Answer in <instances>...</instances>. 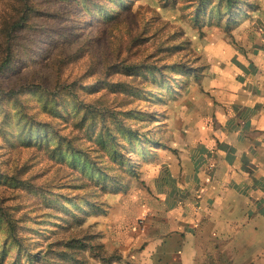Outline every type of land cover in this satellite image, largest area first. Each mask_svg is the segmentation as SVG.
<instances>
[{"label": "rangeland", "instance_id": "rangeland-1", "mask_svg": "<svg viewBox=\"0 0 264 264\" xmlns=\"http://www.w3.org/2000/svg\"><path fill=\"white\" fill-rule=\"evenodd\" d=\"M32 1L0 70V175L39 187L0 181V203L31 237L29 252L47 254L36 264H151L149 240L160 222L170 227L171 200L190 198L169 156L181 166L208 133L224 148L216 133L226 138L239 122L219 84H231L232 70H264V0ZM15 4L0 0V63L2 20ZM37 124L50 143L34 135ZM220 229L196 264H264V236L242 245Z\"/></svg>", "mask_w": 264, "mask_h": 264}, {"label": "crops", "instance_id": "crops-1", "mask_svg": "<svg viewBox=\"0 0 264 264\" xmlns=\"http://www.w3.org/2000/svg\"><path fill=\"white\" fill-rule=\"evenodd\" d=\"M219 86L239 125L226 138L216 133L224 148L208 133L203 144L181 153V166L169 156L174 184L187 189L190 201L186 194L183 202L171 200L165 212L170 227L164 230L160 222L149 240L151 264H196L201 242L221 234L220 226L241 237L242 245L264 236V70H232L231 84ZM217 116L218 122L227 118L222 111Z\"/></svg>", "mask_w": 264, "mask_h": 264}, {"label": "trees", "instance_id": "trees-1", "mask_svg": "<svg viewBox=\"0 0 264 264\" xmlns=\"http://www.w3.org/2000/svg\"><path fill=\"white\" fill-rule=\"evenodd\" d=\"M14 1H16V4H15V8L12 10V14L7 15L2 20L3 26H2L1 31L5 35V40H3L5 57H4V60L0 63V70L10 64L9 56H10V53H12V49L14 45L13 39L20 30L27 27L29 23L28 21H29L30 13L34 10V1L32 0H14ZM81 2L85 3L86 0H81ZM223 2L226 4V5L224 4L225 8H230L231 6L230 0H223ZM221 3L222 2L219 0L217 2V6L219 7ZM108 17L109 15L107 13H103V14L101 13V18L107 19ZM93 18H95V16ZM135 66L136 65L132 66V68H134ZM152 70H157V69L155 68ZM8 92H9L8 94L11 95L16 91L10 90ZM89 111H92V110L89 108ZM16 113L18 114L19 111H17ZM46 126H47L46 124H37L38 128L36 126H32L33 127L32 130L35 131L34 135L36 137L38 134L40 135L39 136L40 141L44 143H50L49 135L51 132L47 130ZM108 133L110 132L108 131ZM32 134H31V139L34 138L32 137ZM55 136L57 137L58 135L55 134ZM112 137L113 135L109 134V138L112 139ZM102 142H104V140H102ZM58 144L59 145L61 144V140L58 141ZM67 144L70 145L71 143L67 141ZM111 144L114 145L115 143L111 142ZM113 145L110 146L112 150H113ZM71 155L78 156V153L71 152ZM78 159L82 161L83 165H89L90 167V163L87 159V156L85 157L82 156L81 158L78 157ZM92 170L99 171V169H94V168H92ZM0 181L2 182L7 181V183L13 184L14 186L16 184H20L21 186H23L25 189L29 191H36L37 187H39V186L32 184L28 178L19 179L16 176L8 177L6 175H0ZM50 195L52 196L55 194L51 193ZM61 199L62 201L72 200L71 198H61ZM62 207H66V206L63 205ZM18 220H19L18 217L14 216L12 212L7 209L6 206L0 203V225H2V231H3L1 233H3L4 235L3 241L2 243H0V248H1L0 249V261L2 262L4 261V255H8L12 248L16 249V256L13 262L6 263L5 261L3 262V264H14V262L16 264V261L21 256L25 260V264H36V261L45 260L47 258L46 253L32 254L29 252L28 248L30 246L29 241L31 240V237L25 236L20 232V225L18 224Z\"/></svg>", "mask_w": 264, "mask_h": 264}]
</instances>
